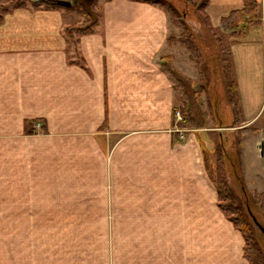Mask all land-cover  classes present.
Masks as SVG:
<instances>
[{
	"label": "crops",
	"instance_id": "0c3cea01",
	"mask_svg": "<svg viewBox=\"0 0 264 264\" xmlns=\"http://www.w3.org/2000/svg\"><path fill=\"white\" fill-rule=\"evenodd\" d=\"M244 1L209 0L203 15L230 32L240 115L264 159V0L244 36L224 28ZM101 13L94 33L75 39L64 33L69 15L85 20L70 8L14 9L0 23V225L46 211L48 223L107 226L92 264H249L206 172V143L187 128L180 139L182 95L162 62L198 79L186 48L168 44L181 33L150 4L104 0Z\"/></svg>",
	"mask_w": 264,
	"mask_h": 264
},
{
	"label": "rangeland",
	"instance_id": "374dc122",
	"mask_svg": "<svg viewBox=\"0 0 264 264\" xmlns=\"http://www.w3.org/2000/svg\"><path fill=\"white\" fill-rule=\"evenodd\" d=\"M57 1L72 2V6L74 3L73 0ZM102 1L104 0H99L96 4V9L99 12H102ZM171 1L181 13L180 16L185 17L186 21L187 12L190 13L188 9L191 7L188 6V9H186V2L184 0ZM202 1L203 0L191 1V6H195L193 8L195 12L190 14L189 19L198 17L202 22L198 23L201 27L198 25L195 28V32H193L197 38L198 45L201 47L200 52L205 56V60L208 63L210 86L202 92L199 84V77L196 81L192 80L198 92L195 94L197 100L192 107V116L196 120L198 126L197 129L192 130V132L193 134H197V136L206 143L207 146L204 144V154H207L210 167H212L217 160L216 147L221 134V138L225 139L221 147L224 150L226 165L228 167V177L232 188L240 196H243V187L251 194H254L253 188L258 191L261 188V171L263 169L264 159L258 158L256 144L254 143L255 137L250 134V131L254 130L255 127L249 126L244 128L245 124L242 122L241 117L238 126L236 125L233 128L234 125H232L231 107H229V105L227 106L226 88L228 79L234 80V74L233 71H231L232 68L229 61L231 46L229 40L230 32H222L221 30L212 31L209 29V25L206 24L203 15L204 9L200 10ZM2 3L6 5L8 2ZM0 6H2L1 3ZM28 7L33 8L30 5ZM64 8L66 9L67 7ZM77 20V15H69L67 23L74 26L73 24L78 22ZM194 21L196 20L194 19ZM170 25L172 26L171 29L175 30L172 35L181 33V31L173 25L171 18ZM254 26L256 25L252 27ZM242 32L243 31H241V33ZM225 66L226 69H224ZM178 72L185 76L183 72ZM182 104H184L183 99ZM200 105H202L204 112H202ZM261 123L263 124L264 122L261 121ZM187 132L188 131L184 132V138ZM236 137L244 138L243 143L240 145V153L236 148ZM237 171H239V173ZM245 173L250 188L245 181ZM44 213L38 214L36 222L33 224L28 223L18 226L0 225V264H92L94 260L93 248H95V246H93L94 239L97 238L96 235L107 226L48 223L49 219L45 217ZM254 214L264 226V211L255 210ZM256 229L261 235L259 228ZM260 239H262V237H260ZM101 243L104 248V241H101Z\"/></svg>",
	"mask_w": 264,
	"mask_h": 264
},
{
	"label": "trees",
	"instance_id": "16d2710c",
	"mask_svg": "<svg viewBox=\"0 0 264 264\" xmlns=\"http://www.w3.org/2000/svg\"><path fill=\"white\" fill-rule=\"evenodd\" d=\"M57 0H7L0 3V23L3 20L4 15L9 11L20 8H27L29 5L34 9H59L64 8L57 5ZM99 0H73V6L71 10H75L77 14L85 21L82 24L67 27L65 29V35L69 39H75L77 36H86L93 34L95 29L103 22V15L96 9V4ZM135 2L146 3L161 8L172 19L173 25H175L181 34L178 39L170 37L168 39L169 45L180 44L185 47L190 54V60L195 64L198 70V76L200 79L201 91L203 92L210 86L209 67L205 60V56L200 52L201 47L197 43V38L185 21V17L180 16V12L173 5L171 0H132ZM185 6H190L192 13L195 12L194 5L191 6L192 0H184ZM2 2H8L6 5ZM209 0H203L200 5V10L206 8ZM259 5L254 0H245L244 7L241 11L235 12L224 23V28H230L234 30L233 34L236 36H244L249 28L253 25L260 23L259 18ZM199 10V11H200ZM202 12V11H200ZM188 13V12H187ZM190 13L187 14L189 17ZM240 15V22L234 23ZM206 20V19H205ZM238 29V32L235 30ZM192 31V32H191ZM241 31H243L241 33ZM229 61L231 63V55H229ZM227 61V60H226ZM232 68V63H231ZM162 69L170 77L174 83V87L182 93V99L184 102L181 112L183 114V122L181 128H187L188 130L197 129L198 124L192 116V107L197 100L195 94L198 92L189 78L179 73L172 64L171 57H164L162 62ZM226 69V66L225 68ZM233 71V70H231ZM228 79V78H227ZM235 81L228 79L226 84L227 88V106L231 107V118L233 128L240 124V106L238 104ZM202 112H204L202 105H200ZM204 114V113H203ZM107 121V119H106ZM106 124V123H105ZM217 142V160L215 164L210 167L207 154H204V162L206 172L212 183L215 185L218 194V205L224 215L230 220L234 227L240 231L245 240L244 254L249 264H264V226L260 223L257 216L254 214L255 210L264 211V192L251 194L246 188H242L243 196L238 195L232 188L228 172L224 150L221 145L224 144L225 139L219 136ZM235 144L237 150L240 153V145L243 143V137H236ZM232 157V156H231ZM239 173V171H237ZM240 175V174H239ZM253 219H256L254 222ZM256 228H259L261 235ZM262 237V239H260Z\"/></svg>",
	"mask_w": 264,
	"mask_h": 264
},
{
	"label": "built area",
	"instance_id": "2783aa9c",
	"mask_svg": "<svg viewBox=\"0 0 264 264\" xmlns=\"http://www.w3.org/2000/svg\"><path fill=\"white\" fill-rule=\"evenodd\" d=\"M175 117H176V122L177 123H182L183 122V116L181 114V112L178 110L176 113H175ZM37 129H38V133L42 130V126L41 124H37ZM187 131L186 129H183V128H179V132H180V139L183 140L184 139V132Z\"/></svg>",
	"mask_w": 264,
	"mask_h": 264
},
{
	"label": "water",
	"instance_id": "95a60500",
	"mask_svg": "<svg viewBox=\"0 0 264 264\" xmlns=\"http://www.w3.org/2000/svg\"><path fill=\"white\" fill-rule=\"evenodd\" d=\"M57 5H60L62 7H67L70 8L72 6V2H62V1H56ZM261 149V155L264 156V146L262 145L260 147ZM254 222H256V219H253ZM262 230L264 231V229L262 228Z\"/></svg>",
	"mask_w": 264,
	"mask_h": 264
}]
</instances>
